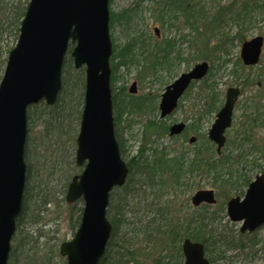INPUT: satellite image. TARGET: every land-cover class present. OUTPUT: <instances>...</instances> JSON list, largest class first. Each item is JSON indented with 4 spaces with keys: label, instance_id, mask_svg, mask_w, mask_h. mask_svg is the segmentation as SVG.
Segmentation results:
<instances>
[{
    "label": "water",
    "instance_id": "1",
    "mask_svg": "<svg viewBox=\"0 0 264 264\" xmlns=\"http://www.w3.org/2000/svg\"><path fill=\"white\" fill-rule=\"evenodd\" d=\"M111 0H30L20 26L16 45L11 49L0 81V264H9L12 239L17 230L27 183L26 146L28 108L42 100L54 105L63 86V66L70 42L76 68L85 67L86 85L80 130L77 136L76 164L83 171L73 176L66 199L84 201L80 224L72 239L60 244L67 264H98L107 250L113 225L107 216L111 192L123 186L129 166L116 137L111 85L113 40ZM158 32L159 29L156 27ZM264 36L256 35L242 43L240 57L245 65L260 61ZM208 61L197 62L167 85L159 102L160 118L171 114L194 80L205 77ZM136 92V82L130 87ZM240 87L230 86L225 102L216 114L208 137L222 152L227 130L232 126ZM185 122L171 125L178 135ZM197 137L191 136L194 143ZM192 203L217 202L213 188H201ZM228 216L242 221L241 231L253 232L264 224V173L249 184L244 198L233 196L227 203ZM184 264H212L205 245L187 237L182 243Z\"/></svg>",
    "mask_w": 264,
    "mask_h": 264
},
{
    "label": "rangeland",
    "instance_id": "2",
    "mask_svg": "<svg viewBox=\"0 0 264 264\" xmlns=\"http://www.w3.org/2000/svg\"><path fill=\"white\" fill-rule=\"evenodd\" d=\"M160 1L111 0V10L115 15L118 14L119 16L125 9L130 10L131 14L129 24L124 23L125 21L119 18H116L112 23L111 34L114 45L119 50L125 44L134 41V53L137 55L136 59L132 60L133 62L129 60L127 65H121L117 69L118 78L113 85L114 93L127 94L128 97L148 96L157 100V110L155 111L148 113L133 112L128 115L124 114L120 118V128L118 127V129H120L119 133L124 140L127 158L136 155L143 144L148 149L147 154H150L153 148H165L172 153L186 150L190 151L191 154L194 148L207 140L208 131L216 119V114L224 104L226 90L230 86H242L241 80L230 73L232 64H229L228 68L219 67L216 64V69L214 72L212 70L209 77L194 83L188 93L182 97L180 104L173 113L165 118H160L159 102L167 85L171 84L181 73L191 69L197 62L207 60L213 65L214 45L213 25H207L209 19L213 17V0H195L197 3L202 2L205 5L209 19L207 17L196 20L194 28L187 25L182 16L174 20V26L159 20ZM232 1L237 2L239 0H216L217 3L223 4ZM252 22L245 31L247 39L259 34L264 36V10L258 12ZM156 27L159 29L158 32L155 30ZM15 34L14 28L10 29L5 25L0 29V81L5 71L9 52L18 41ZM167 39L174 40V50L179 51L181 56L170 65L152 67L153 57L145 56L147 54L145 48L156 50L157 47L164 46ZM141 42L144 50L142 49L143 46L141 47ZM241 44L238 42V45L232 49L233 61L236 60L237 56L240 57ZM2 61L5 62L3 66ZM246 67L243 73L248 74L253 81L250 79L246 81V90L238 99L234 111L233 126L226 133L227 140L235 137V129L241 122L239 119L241 115L253 113L254 104L250 100L251 96L257 94L260 97L258 92L262 91L260 95L264 98V48L261 61L252 66L253 68ZM133 82H136V92L130 91ZM206 85L211 87L214 85L215 92L221 99L218 108L209 113L206 111L210 101L209 86ZM79 98V96L76 97L67 120L62 123L59 121L50 125V122L38 118V116L40 117L39 109L32 111L36 120L31 124L29 123L27 143L31 165L30 189L25 212L22 216V224L12 239L13 250L17 240L24 236L21 245L16 250L22 262V253L26 252L30 256L37 257L39 261L42 256L47 257L46 255H48L52 259V264H67L66 258L60 254V244L73 238L79 226V223H76L81 213L79 210L84 206L83 201L70 203L66 199L67 189L73 176L83 171V166L76 164L77 136L84 106V99ZM257 99L260 101V111H263L264 99ZM246 105L250 108L244 112ZM150 120H155L158 123L163 122L168 127H171L173 123L182 121L187 125H192V130L189 131L187 139L182 134L171 135L169 131L157 136L147 128ZM255 132V142L257 141L264 146L262 142L264 140V125L257 127ZM194 135L196 137L203 135V139H197L195 143H191L189 139ZM229 145V142H226L223 149L232 150ZM214 147L216 148L215 145ZM249 160L255 161L249 166L253 180L257 174L264 173V156L255 152L253 156L249 157ZM195 178L198 186L192 190L184 186L176 190L167 187L165 199L172 200L174 208L178 209L177 212L179 210L190 212L193 211L191 199L194 192L201 188H214L219 201L210 208V212L219 214L220 218L213 221L209 226L211 230L215 231L214 233L211 232L213 237H232L242 242V248H230L228 251L221 249L224 252H221V255L211 251L209 255L214 259L212 263L264 264V227L251 236L242 235L239 231L242 222L232 221L226 210L228 199L236 194H245L248 186L244 187L242 193H232L229 185L215 184L212 177L197 174ZM191 179L193 180L194 177L191 176ZM137 214L135 213L136 218L132 219H137ZM131 216L132 213L128 217ZM144 239V236L138 238L135 247L137 250L142 248L141 251L146 252L147 245ZM154 248L152 246L149 250L151 251L150 258L143 257V264H154L153 254L155 251H160V248L156 250ZM10 262L11 259H9V264ZM129 264L136 263L131 262Z\"/></svg>",
    "mask_w": 264,
    "mask_h": 264
},
{
    "label": "trees",
    "instance_id": "3",
    "mask_svg": "<svg viewBox=\"0 0 264 264\" xmlns=\"http://www.w3.org/2000/svg\"><path fill=\"white\" fill-rule=\"evenodd\" d=\"M29 1L0 0V29L3 25L10 29L14 28L15 35L18 38L21 21L26 13ZM213 3V17L209 19V13L205 10V5L202 2L197 3L195 0H161L158 18L162 22L174 26V20L182 16L185 23L194 28L196 20L208 17L207 25H213V65H211L208 75L203 79L209 77L212 70L214 72L216 64L223 68H228L229 64H232L230 73L241 80L240 84L243 92L247 87L246 81H249V79L253 81V79L248 74L243 73L247 67L239 56L233 61L231 57L232 49L238 45V42L242 43L247 39L245 35L246 28L253 23L252 21L257 13L264 10V0H239L227 4L217 3L216 0H213ZM129 11L125 9L118 16L111 10L110 26L112 27V23L116 18L129 24L131 19ZM234 27H236V30H234ZM174 43L173 39H167L164 46H159L156 50L145 48L147 52L145 56L153 57L152 67L170 65L174 60L179 59L181 55L179 51L174 50ZM74 46L75 43L71 41L64 60L63 86L56 103L49 105L45 100H42L31 105L28 109V123L31 124L36 120L33 117V109H39L40 117L38 116V118L50 122V125L59 121L62 123L67 120L76 97L79 96L82 100L84 99L85 67H75L72 56ZM134 47V41L125 44L119 50L114 45V52L111 57V85L116 137L122 156L129 166V175L126 183L123 186L116 187L111 193L107 215L113 225V230L107 251L98 264H129L131 262L143 264V257L150 258L151 251L149 250L152 246L153 248L156 246L155 250L160 248L159 252L152 253L154 264H182L184 262L182 241L186 237L203 242L206 255L212 262L214 259L209 255L211 251L221 255V252H223L221 249L228 251L230 248H242V242L232 237H213L215 231L211 230L209 226L213 221L220 218L219 214L210 212V208L213 206L204 204L197 208L192 207L193 211L190 212H183V210L177 212L178 209L174 208L172 200L165 199L166 189L169 187L176 190L184 186L192 190L198 186L195 177L199 174L212 177L215 184L229 185L232 193L244 192V187L252 180L250 163L255 162L250 161L249 157L253 156L255 152H259L264 156V146L257 141L255 142L256 128L264 125V110L260 111V101H257V98L259 100L264 99L260 95L262 91L258 92L260 97L257 94L251 96L250 100L254 104L253 113H243L239 118L241 122L235 129V137L228 138L227 142H229L232 150L226 151L225 148L218 154L214 147L215 144L207 138L205 143H201L194 148L191 154L190 151L186 150L172 153L165 150V148H153L151 149L152 152L147 154L148 149L143 144L136 155L127 158L124 140L121 133H119L120 129H118L120 118L124 114L128 115L133 112L148 113L157 110L156 98L148 96L128 97L127 94L114 93L113 85L118 78L117 69L121 65H127L129 60L136 59L137 55L134 53ZM142 49L144 50V46ZM4 64L5 62L2 61V66ZM248 67L253 68L252 66ZM195 82L191 84L185 94L188 93ZM206 86H209L210 101L206 110L209 113L218 108L221 99L218 93L215 92L214 85L213 87ZM245 108L244 112L250 107L246 105ZM191 126L187 125L182 133L185 139H187L189 131L192 130ZM147 128L157 136L166 134L169 131V127L164 125L163 122L158 123L155 120H150ZM197 139L202 140L203 135H198ZM262 142L264 144V140ZM29 158V150L26 147L27 183L22 212L17 219V230L20 229L22 224V216L28 201L31 167ZM191 176L194 177L193 180ZM82 210L83 208H80L81 213L76 223L80 224ZM131 213L132 216L128 217ZM135 213H138V217L134 220L132 218H136ZM141 236L145 238L146 252L141 251L142 248L137 250L135 247L137 239ZM23 238L24 236H21L17 240L15 248L11 251L10 264H52V259L48 255H46L47 257L42 256L39 261L37 257L30 256L26 252L22 253V262L16 250L21 245Z\"/></svg>",
    "mask_w": 264,
    "mask_h": 264
},
{
    "label": "flooded vegetation",
    "instance_id": "4",
    "mask_svg": "<svg viewBox=\"0 0 264 264\" xmlns=\"http://www.w3.org/2000/svg\"><path fill=\"white\" fill-rule=\"evenodd\" d=\"M236 195H237V194H236ZM236 195H235V196H236ZM238 195H239V194H238ZM239 196H241V197L243 198V197L245 196V194H243V195H239ZM232 197H233V196H232ZM230 198H231V197H230ZM230 198H229V199H230ZM229 199H228V200H229ZM227 202H228V201H227ZM226 210H227V203H226ZM238 222H242V221H238ZM242 224H243V222H242ZM242 224H241V226H242ZM262 227H264V224L261 225L258 229H256V230L253 231V232H249V231L242 232V231H241V227H240L239 231H240V234H242V235H245V234H246V235L251 236V235H253L256 231L261 230ZM240 234H239V235H240ZM211 263H212V262H211ZM212 264H213V263H212Z\"/></svg>",
    "mask_w": 264,
    "mask_h": 264
}]
</instances>
